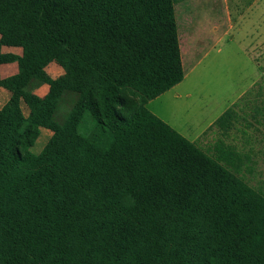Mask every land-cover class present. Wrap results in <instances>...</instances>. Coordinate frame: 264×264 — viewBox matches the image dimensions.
Returning a JSON list of instances; mask_svg holds the SVG:
<instances>
[{
    "label": "trees",
    "instance_id": "trees-1",
    "mask_svg": "<svg viewBox=\"0 0 264 264\" xmlns=\"http://www.w3.org/2000/svg\"><path fill=\"white\" fill-rule=\"evenodd\" d=\"M12 62L0 264H264L263 194L146 108L184 76L174 0H0V65Z\"/></svg>",
    "mask_w": 264,
    "mask_h": 264
},
{
    "label": "rangeland",
    "instance_id": "rangeland-1",
    "mask_svg": "<svg viewBox=\"0 0 264 264\" xmlns=\"http://www.w3.org/2000/svg\"><path fill=\"white\" fill-rule=\"evenodd\" d=\"M174 6L184 77L146 108L212 158L228 155L236 165L229 168L264 196V0H174ZM73 101L63 96L59 121ZM227 108L233 119L215 124ZM50 135L41 128L31 151L37 154Z\"/></svg>",
    "mask_w": 264,
    "mask_h": 264
},
{
    "label": "crops",
    "instance_id": "crops-1",
    "mask_svg": "<svg viewBox=\"0 0 264 264\" xmlns=\"http://www.w3.org/2000/svg\"><path fill=\"white\" fill-rule=\"evenodd\" d=\"M177 28H178V24H177ZM178 35H179V29H178ZM180 42H181V40H180ZM2 51L3 52H12V53H15V54H20L21 53V49L20 48L8 47V46H3L2 47ZM183 59H184V54H183V52L181 50L182 65H183ZM46 71L51 77L54 78V77H56V76H58V75H60L62 73V68L59 65H57L55 62H50L47 65V67H46ZM16 72H17V64L15 62L7 63V64H1L0 65V76L1 77H7V76L15 74ZM32 91L35 94L39 95V96H43L48 91V85L44 84V83L40 84L39 86H37ZM9 97H10L9 91L4 89V88H2V87H0V108L8 101ZM21 109H22V106H21Z\"/></svg>",
    "mask_w": 264,
    "mask_h": 264
}]
</instances>
